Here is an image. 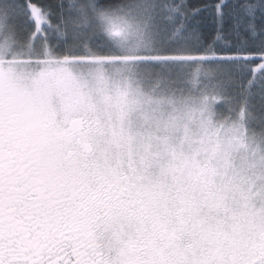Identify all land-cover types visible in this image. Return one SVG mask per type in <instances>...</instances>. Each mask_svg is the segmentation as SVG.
I'll use <instances>...</instances> for the list:
<instances>
[{
	"label": "snow or ice",
	"instance_id": "1",
	"mask_svg": "<svg viewBox=\"0 0 264 264\" xmlns=\"http://www.w3.org/2000/svg\"><path fill=\"white\" fill-rule=\"evenodd\" d=\"M118 3L0 0V264H264V0H145L144 79L208 76L199 130L163 145L92 68L79 21Z\"/></svg>",
	"mask_w": 264,
	"mask_h": 264
},
{
	"label": "rangeland",
	"instance_id": "2",
	"mask_svg": "<svg viewBox=\"0 0 264 264\" xmlns=\"http://www.w3.org/2000/svg\"><path fill=\"white\" fill-rule=\"evenodd\" d=\"M144 3L145 0L136 1L111 11L103 23L95 15L88 17L92 22L90 26L98 25V33L111 43L100 47L99 52L106 46L111 51L101 56V63L92 68L94 71L99 70L114 105L126 96V123L131 124L135 131L150 135L163 145L182 137L186 129L199 130L202 99L189 94L192 90H183L180 83L156 77L146 81L143 75L145 67L133 62L136 53L149 41V29L142 11ZM14 70L25 73L34 69L17 59ZM220 136L227 145L230 139L228 129L221 131ZM259 148L264 149V144ZM254 151H257V146L249 141L247 146L241 144L230 148L228 154L235 168L247 173L250 166L259 160V154L254 156Z\"/></svg>",
	"mask_w": 264,
	"mask_h": 264
},
{
	"label": "trees",
	"instance_id": "3",
	"mask_svg": "<svg viewBox=\"0 0 264 264\" xmlns=\"http://www.w3.org/2000/svg\"><path fill=\"white\" fill-rule=\"evenodd\" d=\"M136 1H141V0H119V3L117 5L107 8L105 9V11L109 13L111 11L119 10L123 8L124 6L132 4L133 2H136ZM92 15H95V14H90L89 17ZM79 22L81 24H84V26L88 28L87 35L98 36L100 38V46L97 48L98 51H100L99 49L103 44H106V43L111 44L110 41L107 40V38H105L103 35L98 33L99 32L98 30L100 29L98 25L94 24L95 26L93 25L87 26V24H85L83 20H80ZM110 49H111L110 47L106 46V48H104L103 51L101 52L103 53V56H106L104 54L109 53L111 51ZM207 79H208V76L205 74V70L203 66L191 65L188 68L180 84L183 90L185 91L192 90V93H189V94H193L194 97L195 96L197 97V99H202V97H204L206 95V92L208 91L207 85L205 84V81Z\"/></svg>",
	"mask_w": 264,
	"mask_h": 264
}]
</instances>
